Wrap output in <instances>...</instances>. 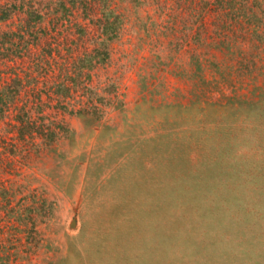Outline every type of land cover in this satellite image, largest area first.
Returning a JSON list of instances; mask_svg holds the SVG:
<instances>
[{
  "label": "rangeland",
  "instance_id": "obj_1",
  "mask_svg": "<svg viewBox=\"0 0 264 264\" xmlns=\"http://www.w3.org/2000/svg\"><path fill=\"white\" fill-rule=\"evenodd\" d=\"M3 1L0 264H264V0Z\"/></svg>",
  "mask_w": 264,
  "mask_h": 264
},
{
  "label": "trees",
  "instance_id": "obj_2",
  "mask_svg": "<svg viewBox=\"0 0 264 264\" xmlns=\"http://www.w3.org/2000/svg\"><path fill=\"white\" fill-rule=\"evenodd\" d=\"M57 2L55 3V5H58ZM8 3H11V2L10 1L0 0V14H1L0 15V20L2 18L5 21H9L10 18H12L11 17L12 9H9V5L10 4H8ZM61 3H63L62 0L59 1L60 6H61ZM62 6L64 7V4H62ZM62 6H61V8H62ZM43 20L44 19L42 18L41 12L40 13L37 12V14L35 15L34 18L33 17L32 18H24V17H21L20 21L17 22V23H14L13 21H10L14 25H13V27L10 30L5 31V36L6 35H9V34H11V35L12 34H18L20 36H22V35L24 36L26 34L32 35V33H35V32L38 33V31H40L42 29L45 30V27L41 26ZM57 21L54 22L53 25H51V29L54 30V31H56V29L58 27ZM9 31H11V32H9ZM6 32H9V33H6ZM50 33H52V32H50ZM46 35H47V33H46ZM21 40L24 42V38H21ZM32 40L34 41V39H32ZM9 42H11V41H9ZM45 42H46V44H49V42L45 39V37H42V36L35 37L34 43H35V45L37 47H39V53H35L33 55V57H32V54H31V57H30L31 59H28L27 60L29 66L30 65H33V62L34 61H36L37 63H41V61L43 60L42 59L43 57L41 58L40 55H42L41 53H43L45 55V46H44V43ZM1 45H2V43H0V56H2V53L1 52H3L4 53L3 58H5L4 59V62H5V64L7 66L9 65L8 62H12L13 59L15 60L16 58H18L19 59V62L22 61L23 54L21 53V49L20 48H18L17 51L15 50V52H16L15 53V52H13V50L11 48L8 49L7 47H5L4 44H3L4 47L3 46L1 47ZM6 50H7V53L5 54V51ZM2 61H3V59L0 58V64H2ZM38 61H40V62H38ZM21 68H22V66H21ZM16 73H17V71L14 74H16ZM8 78H10V76ZM20 81H21L20 77H18V75L17 76L15 75V78H13V79L11 78V79H8L6 81V86L5 87L6 88H9V90H12V88L15 86V84L19 83ZM15 89L17 91L19 89H21V84H20V87L19 86H16ZM0 100H1V97H0Z\"/></svg>",
  "mask_w": 264,
  "mask_h": 264
}]
</instances>
